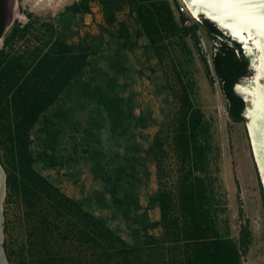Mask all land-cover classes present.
I'll return each mask as SVG.
<instances>
[{
	"label": "rangeland",
	"instance_id": "1",
	"mask_svg": "<svg viewBox=\"0 0 264 264\" xmlns=\"http://www.w3.org/2000/svg\"><path fill=\"white\" fill-rule=\"evenodd\" d=\"M80 1L6 3L1 67L11 64L23 77L39 58L61 44L70 52L78 53L84 45L91 50L79 74L29 130L28 148L36 158L32 169L128 245L144 249V241L150 243L159 234L158 228L151 227L158 213L149 206L157 190L150 145L159 127L176 111L174 94L182 85L219 150L204 175L210 192L225 194L230 235L236 238L239 225L248 220L251 241L242 264H264V192L244 123H232L226 116L225 101L211 70L209 37L197 25V45L189 29L185 36L168 34L148 40L128 0H111V24L104 21L101 0H86L87 13L73 7ZM166 1L177 26L199 23L189 10L176 14L175 8L184 5L182 0ZM200 57L208 66L209 80ZM43 120L50 122L54 132L49 145L39 132ZM42 154L52 158L54 166L39 159ZM0 170V247L5 264H17L15 258L7 260L6 253L22 242L27 225L20 200L5 186L10 169L1 147ZM150 253L158 261L162 250ZM170 255L167 252L166 257Z\"/></svg>",
	"mask_w": 264,
	"mask_h": 264
},
{
	"label": "trees",
	"instance_id": "2",
	"mask_svg": "<svg viewBox=\"0 0 264 264\" xmlns=\"http://www.w3.org/2000/svg\"><path fill=\"white\" fill-rule=\"evenodd\" d=\"M128 2L148 40L168 34L185 36L189 29L197 45V25L204 30L212 42L210 65L225 101L226 116L232 123H242L243 102L232 91L237 78L249 74V61L240 45L230 42L204 20L188 28L177 26L166 0L148 5L144 0ZM86 3L81 0L73 7L87 13ZM101 3L104 21L111 24V0ZM4 20L0 0V36ZM58 47L39 58L23 77V72L11 64L0 66V147L10 169L5 186L20 200L27 225L25 238L14 251L6 253V259L15 258L17 264H242L251 241L248 220H243L233 238L225 218V194L210 192L204 175L219 150L212 144L202 113L192 105L182 85L174 94L176 111L159 127L150 145L157 190L149 206L158 213V221L151 227L158 228L159 234L150 238V243L144 241L146 254L144 249L128 245L32 169L36 158L28 148L29 130L79 74L91 52L88 45L80 46L78 53L62 44ZM200 60L209 80L205 59ZM39 132L43 143L49 145L54 134L50 122L43 120ZM38 158L48 167L55 164L45 154ZM261 207L264 230L263 198ZM153 249L162 250L158 261L150 253ZM165 251L171 255L166 257Z\"/></svg>",
	"mask_w": 264,
	"mask_h": 264
},
{
	"label": "water",
	"instance_id": "3",
	"mask_svg": "<svg viewBox=\"0 0 264 264\" xmlns=\"http://www.w3.org/2000/svg\"><path fill=\"white\" fill-rule=\"evenodd\" d=\"M182 1L190 13L197 17L198 22L202 20L209 22L223 37L239 44L249 61V74L237 78L232 91L243 102L240 115L248 133L264 192V4L260 3V0ZM2 179L3 174L0 170V202L3 195ZM0 264H5L1 247Z\"/></svg>",
	"mask_w": 264,
	"mask_h": 264
},
{
	"label": "built area",
	"instance_id": "4",
	"mask_svg": "<svg viewBox=\"0 0 264 264\" xmlns=\"http://www.w3.org/2000/svg\"><path fill=\"white\" fill-rule=\"evenodd\" d=\"M184 11H187V12H188V10H187L185 4H184V5H179V6H177V7L175 8V12H176V14L183 13ZM188 13H189V12H188ZM189 15H190V14H189Z\"/></svg>",
	"mask_w": 264,
	"mask_h": 264
},
{
	"label": "flooded vegetation",
	"instance_id": "5",
	"mask_svg": "<svg viewBox=\"0 0 264 264\" xmlns=\"http://www.w3.org/2000/svg\"><path fill=\"white\" fill-rule=\"evenodd\" d=\"M6 3H7V0H3L4 17H5L4 24L6 23V16H7V9H8L7 6H6Z\"/></svg>",
	"mask_w": 264,
	"mask_h": 264
},
{
	"label": "bare ground",
	"instance_id": "6",
	"mask_svg": "<svg viewBox=\"0 0 264 264\" xmlns=\"http://www.w3.org/2000/svg\"><path fill=\"white\" fill-rule=\"evenodd\" d=\"M187 8V7H186ZM187 10H188V8H187ZM191 16L193 17V18H195V19H197V17H194L192 14H191ZM234 39V38H233ZM237 41V40H236ZM247 121H248V119H247Z\"/></svg>",
	"mask_w": 264,
	"mask_h": 264
},
{
	"label": "snow or ice",
	"instance_id": "7",
	"mask_svg": "<svg viewBox=\"0 0 264 264\" xmlns=\"http://www.w3.org/2000/svg\"><path fill=\"white\" fill-rule=\"evenodd\" d=\"M260 3L264 4V0H260Z\"/></svg>",
	"mask_w": 264,
	"mask_h": 264
}]
</instances>
